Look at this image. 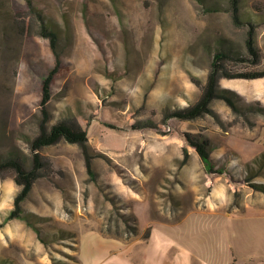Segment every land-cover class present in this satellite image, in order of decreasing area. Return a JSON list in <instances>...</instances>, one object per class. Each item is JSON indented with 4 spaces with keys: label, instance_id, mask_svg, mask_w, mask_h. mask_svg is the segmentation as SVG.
Returning <instances> with one entry per match:
<instances>
[{
    "label": "rangeland",
    "instance_id": "rangeland-1",
    "mask_svg": "<svg viewBox=\"0 0 264 264\" xmlns=\"http://www.w3.org/2000/svg\"><path fill=\"white\" fill-rule=\"evenodd\" d=\"M32 3L58 33L50 123L75 117L92 151L102 155L93 158L90 175L75 144L62 140L42 149L50 170L22 207L44 242L25 219L6 220L19 187L11 173L0 178V264H249L264 258V193L242 183L257 171L252 181L264 183L256 162L264 152V77L219 80L237 113L215 99L212 113L169 119L166 134L130 128L134 121L158 123L168 108L194 102L216 50L246 56L249 23L259 61L228 65L264 69V0H238L241 26L232 22L229 0ZM16 14L25 35L14 25ZM38 30L24 0H0V156L30 157L42 79L55 63ZM183 132L206 137L213 165L225 173H206Z\"/></svg>",
    "mask_w": 264,
    "mask_h": 264
},
{
    "label": "trees",
    "instance_id": "trees-1",
    "mask_svg": "<svg viewBox=\"0 0 264 264\" xmlns=\"http://www.w3.org/2000/svg\"><path fill=\"white\" fill-rule=\"evenodd\" d=\"M24 1L28 12L34 13L36 15L39 23L38 34L39 36L48 39L55 57V63L42 79L41 98L39 102L41 118L37 123L36 134L27 141L30 152L29 160H27L26 157L20 156L16 153L0 156V178L11 173L15 184L19 187L18 192L13 198V208L8 211V214L5 217L6 220L14 218L25 219L26 222L36 230L37 237L42 242H44L45 239L40 230L30 219L31 214H24V209L22 207V202L28 196L34 183L38 180V178L44 175V173L46 174V172L50 170V161H48L41 154L42 149L45 146L57 144L62 140L70 144H75L82 153L86 171L90 175H93V158L102 154L94 153V151H92L88 143L87 131L75 117L70 116L60 118L50 123L51 116L46 106L50 98V85L59 65L58 54L56 53L58 33L45 21L41 12L34 7L32 0ZM229 10L232 22L236 26H241L244 21L240 17L238 0H229ZM14 25L19 33L23 35L27 34V27L25 22L21 19L20 14H16L14 16ZM253 28L254 27L252 24L249 23V29L247 30V35L244 40L246 53L250 57L247 54L246 57L239 53H232L230 51H224L221 49L216 50L209 62V68L205 82L201 85L198 83L200 93L194 102L184 106L168 108L164 111L161 121L158 123L154 121H134L130 124V128L132 130H143L148 128L156 130L161 134H166L165 128L162 127L169 119L174 118L180 121H188L201 117L205 114L212 113L210 105L215 99L224 100L233 112H239V107L236 105L233 99L219 88V80L222 78L255 79L264 77V69L237 71L230 68L228 65L230 60L236 59L249 60L253 64L258 63L259 56L258 49L253 39ZM182 137L186 144L196 152L203 164L206 173H225L224 168H216L213 165L209 140H207L206 137L191 132H183ZM185 156L187 157V150H185ZM256 162H258V169L264 168V152H262L260 156L256 158ZM259 174L260 172L257 171L252 175L244 177L242 179V183L249 184L254 190L264 193V183L252 181V179ZM150 233L151 227L147 226L144 230L142 238L145 240L148 239Z\"/></svg>",
    "mask_w": 264,
    "mask_h": 264
},
{
    "label": "crops",
    "instance_id": "crops-1",
    "mask_svg": "<svg viewBox=\"0 0 264 264\" xmlns=\"http://www.w3.org/2000/svg\"><path fill=\"white\" fill-rule=\"evenodd\" d=\"M261 202L264 203V199L261 200ZM195 210V209H194ZM236 211H240V209L236 210ZM94 234H96L95 232H93ZM98 234V233H97ZM151 234V233H150ZM239 264V263H238ZM242 264V263H241ZM249 264H264V258H257L255 261H252Z\"/></svg>",
    "mask_w": 264,
    "mask_h": 264
}]
</instances>
